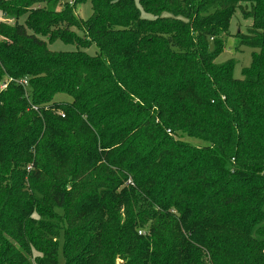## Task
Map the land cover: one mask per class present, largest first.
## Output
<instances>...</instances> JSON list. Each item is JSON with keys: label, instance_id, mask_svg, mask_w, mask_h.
<instances>
[{"label": "trees", "instance_id": "16d2710c", "mask_svg": "<svg viewBox=\"0 0 264 264\" xmlns=\"http://www.w3.org/2000/svg\"><path fill=\"white\" fill-rule=\"evenodd\" d=\"M237 11L241 79L215 62ZM0 14V264H264V0Z\"/></svg>", "mask_w": 264, "mask_h": 264}, {"label": "rangeland", "instance_id": "374dc122", "mask_svg": "<svg viewBox=\"0 0 264 264\" xmlns=\"http://www.w3.org/2000/svg\"><path fill=\"white\" fill-rule=\"evenodd\" d=\"M74 9V15L81 19L82 21H86L91 17V6L90 3L87 2L81 6H76ZM144 18H147L145 14L142 13L141 15ZM24 21V17L20 18L19 22L22 24ZM251 24L250 20H245L241 17L240 13L237 11L234 16L232 17V20L230 22V27L228 30V34L225 36L224 39V50L223 53L216 59L217 64H223L227 62L228 60H233L236 62L233 77L235 79H241V70L244 68H247L251 63V56L253 53L256 52V50L248 48V47H242L238 45V39L235 37L237 32L239 33H245L246 28L249 27ZM78 36H83V34L80 31H76ZM48 49L53 52H63V53H72L75 51H84L85 53L89 55H94L97 52V49L93 44H91L89 47L83 49L78 48L75 45L72 44H65L60 41H56L52 44L47 45ZM56 101H69V98L64 96H56ZM182 141L184 143H187L189 145L193 146H203L204 143L200 142L196 139H191L184 137L182 138ZM61 245V241H60ZM59 263L63 264V260L61 255L59 254ZM116 264H121V260L116 261Z\"/></svg>", "mask_w": 264, "mask_h": 264}, {"label": "built area", "instance_id": "2783aa9c", "mask_svg": "<svg viewBox=\"0 0 264 264\" xmlns=\"http://www.w3.org/2000/svg\"><path fill=\"white\" fill-rule=\"evenodd\" d=\"M73 3V0H69V4L71 5ZM0 23L1 24H6V25H13L15 23V21L11 18H8L7 16H5V14H0ZM10 81H13L12 79L7 80L4 84H2L0 86L1 90H4L6 88L7 83H9ZM16 83H19L20 85H22L24 88L27 86V82L26 81H18ZM63 117V116H62ZM167 133H170L169 131H167Z\"/></svg>", "mask_w": 264, "mask_h": 264}]
</instances>
